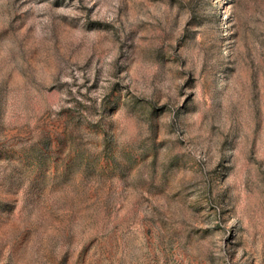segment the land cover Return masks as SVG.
Segmentation results:
<instances>
[{"label":"rangeland","instance_id":"1","mask_svg":"<svg viewBox=\"0 0 264 264\" xmlns=\"http://www.w3.org/2000/svg\"><path fill=\"white\" fill-rule=\"evenodd\" d=\"M0 264H264V0H0Z\"/></svg>","mask_w":264,"mask_h":264}]
</instances>
